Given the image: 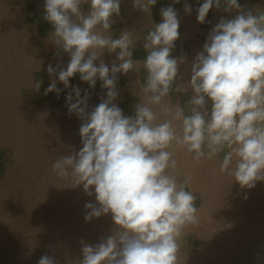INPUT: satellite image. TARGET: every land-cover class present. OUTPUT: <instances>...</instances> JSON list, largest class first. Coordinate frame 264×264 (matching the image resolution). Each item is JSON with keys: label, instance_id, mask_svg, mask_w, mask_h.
Masks as SVG:
<instances>
[{"label": "clouds", "instance_id": "1", "mask_svg": "<svg viewBox=\"0 0 264 264\" xmlns=\"http://www.w3.org/2000/svg\"><path fill=\"white\" fill-rule=\"evenodd\" d=\"M156 3L133 0V8L151 17ZM120 4L44 0L42 19L51 25L47 38L57 49L54 55L70 57L66 68H59L58 81L67 89L78 73L90 87L100 80L106 90V99L90 112L87 91L84 98L79 87L68 94L69 113L83 121L82 148L56 156L51 167L70 187L82 186L89 196L94 190L96 204H85L86 222L110 214L114 224L111 235L98 244L81 241L78 264H180L181 238L187 228L199 226L200 216L187 182L178 183L169 173L177 166L172 149L186 151L197 163L224 153L219 171L242 189L264 181V10L244 8L239 0H204L197 9L201 24L210 9L222 5L224 12L237 14L212 28L185 81L181 66L187 64L186 55L171 54L180 35L175 8H161L162 22H152L144 36L146 57L135 60L139 37L127 29L118 37L111 32ZM184 10L190 14L192 9L186 3ZM105 51L116 53L111 67L103 59ZM141 65L145 75L132 91L139 102L134 115L125 116L114 103L118 74L139 73ZM47 72L56 76L57 68L49 64ZM42 83L38 79L32 85L36 93ZM60 91L53 79L44 95ZM189 91L186 103L179 96L173 102L172 93ZM38 264L59 261L45 254Z\"/></svg>", "mask_w": 264, "mask_h": 264}, {"label": "bare ground", "instance_id": "2", "mask_svg": "<svg viewBox=\"0 0 264 264\" xmlns=\"http://www.w3.org/2000/svg\"><path fill=\"white\" fill-rule=\"evenodd\" d=\"M7 9V3H0V11L6 17ZM20 14L12 16V23L8 21L5 27L0 25V149L6 155L5 162L0 165V174L6 175L0 186V225H4L2 228L6 225L5 231L0 229L3 238L0 264H32L55 251L82 250L81 241L88 245L98 244L111 235L114 227L110 214L85 221L89 211L85 204H96L94 190L89 196L82 186L70 187L69 180L53 173L51 165L55 157L52 152L55 150L51 154L48 152L52 157L50 161L38 166L43 160L39 159L37 167L28 166V161H33L32 158L44 150L43 145L53 136L49 134L58 130L56 118L67 120L70 113L61 111L52 117L55 110L68 106L64 97L54 100L61 105L53 103L50 107L42 104L39 107L33 102L31 53L23 51L19 44L28 17ZM24 96L31 99L26 100ZM82 122L77 117L55 133L62 138L60 146L51 143L53 137L49 141L53 147H58L61 155L82 148L79 135ZM173 152L178 173H173V169H169V173L177 180L183 177L181 184L187 182V190L196 196L200 216L199 226L187 228L185 232L189 230V233L181 238V242H190L191 234L197 237L198 251L188 257V264H256L260 261L264 257V238L258 229L262 222L258 223L257 218L264 216V181L250 190L242 189L231 176L220 173L224 153L196 166L198 163L186 151L179 149L181 157H175V148ZM7 156L13 161L9 167ZM38 208L48 209L42 219L36 218L31 211Z\"/></svg>", "mask_w": 264, "mask_h": 264}, {"label": "crops", "instance_id": "3", "mask_svg": "<svg viewBox=\"0 0 264 264\" xmlns=\"http://www.w3.org/2000/svg\"><path fill=\"white\" fill-rule=\"evenodd\" d=\"M3 2L7 3L8 9L10 7H13L12 9L15 11L17 8L21 9V13H23L22 15H27L28 17L27 22L25 23V33L28 37V43L30 45L29 48L31 52L30 57L33 84L36 79L43 81L38 94L42 97V99L45 98V89L50 85L53 79L57 80V87L61 89L58 95L55 93L54 99L46 98L45 100L47 101L45 103H51L59 97L66 98L68 94L72 92L74 87H79L81 90V98H84L85 91H87L88 107L90 111L94 107L98 106L103 99H106V90L102 88V82L100 80H97L95 87L92 88L87 82L81 81L79 74L77 73L74 77L70 78L69 87L67 89H65L64 85L58 81L59 68H66L70 57L65 53H61L59 56L54 55L57 52V49L50 43V38H47V34L51 30V25L42 19L44 15V0H0V3ZM203 2L204 0H199V2L198 0H180L179 3H174L173 0H157V3L151 8L150 17L146 13L134 10L133 0H121L120 15L113 16L112 18V35L113 37H118L120 32L124 29L133 31L134 39L139 37V39L136 40V46L133 51V59L143 60L146 57V52L143 48L144 36L153 27L152 22L157 24L162 22V17L160 15L161 8L168 6L174 7L177 11L178 19L180 20V26L178 29L180 35L178 40L175 41V48L171 54L173 57L186 55L187 64L181 66V71L184 75V80L187 81L190 79L191 75V63L197 53L203 50V45L206 43L207 36L211 32L212 28L222 18L231 19L237 14L235 10L230 13L224 12L222 5L220 9H210L205 23L201 24L197 21V9ZM186 3L191 6L192 10L190 14L186 13L184 10ZM239 3L244 8L261 7L262 10H264V0H239ZM83 7L85 11L89 9L88 5H84ZM27 29L28 32H26ZM34 49H39V51L35 52ZM103 59L109 67H111L113 62H117L116 53H108L107 51H105ZM96 63L98 65L99 61ZM49 64H51L54 68H57L56 76H49L47 72ZM144 75L145 71L142 65L140 66L139 73L131 71L126 75L118 74V97L114 103L122 109L125 116L134 115V105L138 103L139 100L137 97L132 95V91L138 90V86L135 85V82L137 79H141L142 81ZM190 95V91L185 94L172 93L173 102H175L176 98L179 96L181 104H184L187 102Z\"/></svg>", "mask_w": 264, "mask_h": 264}, {"label": "rangeland", "instance_id": "4", "mask_svg": "<svg viewBox=\"0 0 264 264\" xmlns=\"http://www.w3.org/2000/svg\"><path fill=\"white\" fill-rule=\"evenodd\" d=\"M15 10H13V9H11V8H9V9H7V11H6V14H7V17H6V15H3L4 13H2V10L0 11V25L2 26V27H5L6 26V24H7V22L9 21L10 23H12L11 22V20L13 19V17L14 16H18V15H20V13L22 12V10L21 9H17L15 12H14ZM18 13V14H17ZM11 15V16H10ZM9 16V17H8ZM13 16V17H12ZM4 25V26H3ZM27 32H28V29H27ZM21 40H19V44H20V47L23 49V51H25V52H28V53H31L30 52V48H29V43H28V37H27V35H26V33H25V27H24V29H23V34H22V36H21V38H20ZM9 59H12L10 56H9ZM8 60V59H7ZM2 67H0V76H1V69ZM30 70H31V68H30ZM32 78H33V75H32ZM25 97V96H24ZM46 98H48V99H54L55 98V92H51V93H48L47 95H45V98H43L42 99V97L38 94V93H36V92H34V99L32 98V100H33V102L37 105V106H39V107H42L41 106V104L42 105H45L46 107H50V105L52 106L53 105V103L55 104V105H61V104H58L57 102H55V101H53V102H51V103H45L47 100H45ZM25 99L26 100H30L31 99V97L30 96H26L25 97ZM75 100V99H74ZM52 101V100H51ZM88 110H89V112H90V109H89V107H88ZM61 111H69V107L68 106H65V107H63V108H60L59 110H55V113H54V116L52 115V117L53 118H55V116H56V113L57 114H59V113H61ZM78 116L75 114V113H72V114H70L69 115V117L67 118V120H62L61 118H60V116L59 117H57L56 118V120H55V125H56V127L58 128V130L60 131L61 130V128H63V129H65V126L67 125V123L70 121H73L74 119H76ZM79 118V117H78ZM57 129H55V130H53L50 134H49V136L50 135H53V136H50L49 137V141L51 142L52 141V137H53V139H54V142L52 141L51 143L53 144H55L56 146H60L61 145V141H62V138H60L59 137V135L58 136H55L56 134H57V131H58ZM54 133V134H53ZM56 133V134H55ZM57 137V138H56ZM59 137V138H58ZM47 140H48V138H47ZM46 140V141H47ZM49 141H47L46 142V146L45 145H43V148H44V150H42V152L41 153H39V154H37V155H35L34 157H35V159H34V157L32 158L33 159V161L31 160V161H28V166H32V167H34V165L36 164H39L38 163V161H39V159H43L42 161H41V163L38 165V166H40L41 164H43V163H46V162H48V161H50L51 159L50 158H52V157H56V155L57 156H59V155H61V153H59V151H58V147H56V146H54L55 147V149H54V147H53V145L49 142ZM48 143H49V145H48ZM56 143H60V144H56ZM52 146H51V145ZM46 148H45V147ZM51 147H52V149H51ZM81 147V146H80ZM46 149V150H45ZM55 150V152H52V151H54ZM58 152H57V151ZM172 151H173V149H172ZM178 151H179V149H175V152H177V154H175V157H181L180 156V154L178 153ZM46 152H47V155H48V157H47V155L45 156V154H46ZM48 152L50 153V152H52L54 155L51 157V153L50 154H48ZM59 154V155H58ZM4 156H6L5 155V151L3 150V149H0V165L2 164L3 165V163L5 162V160H4ZM8 157V156H7ZM39 157V158H38ZM10 157H8V159H6V161L8 162V164H7V167H9L12 163H13V161H12V159L10 158ZM46 158V159H45ZM47 158L49 159V160H47ZM47 160V161H45V160ZM4 160V161H3ZM38 160V161H37ZM35 162V163H34ZM37 162V163H36ZM195 163H196V161H195ZM204 163V162H203ZM197 164V163H196ZM35 165V166H36ZM200 165H202V163L200 164V163H198L196 166H200ZM37 167V166H36ZM173 171V173H178L177 172V166H176V168L175 169H173L172 170ZM35 177H29V179H33V180H35L34 179ZM38 178V177H37ZM6 179V175L4 174V173H2V174H0V186L2 185V183H4L5 180ZM180 180V181H179ZM179 180H177L178 181V183L180 182V183H182L183 182V180H184V178L183 177H181L180 176V179ZM8 180H6V182H7ZM257 183H259V182H257ZM250 190V189H249ZM42 209L43 208H38L37 210L36 209H32L31 211H33V212H29L30 214H32V215H35L36 216V218H38V219H42V216L46 213L47 214V212H48V209H47V211H46V209H45V211H42ZM35 210V211H34ZM44 210V209H43ZM38 212V213H37ZM41 212V213H40ZM45 214V215H46ZM264 214V213H263ZM44 217V216H43ZM254 217H255V215H254ZM260 217H262V218H260ZM260 217H258L257 218V222L258 223H260L261 224V222H262V224H261V226H258V229H259V231H261V234L263 235V238H264V233H262V232H264V216H260ZM245 218H247V217H245ZM263 225V226H262ZM2 226L4 227V225L3 224H1L0 225V229L2 230V231H5L6 229V225H5V228H2ZM9 227H7V229H8ZM223 230H226L225 229V227H221ZM0 230V233L2 232ZM189 233V230H187L186 232H185V234H188ZM2 236H0V241H2ZM189 240H190V242L189 241H186V242H181V248H180V253H179V255H180V264H188V262H187V259H188V257L189 256H191V255H193L194 253H197V251H198V249H197V245H198V241H197V237L194 235V234H191L190 235V238H189ZM190 243V247H189V243ZM14 245H16V243H14ZM191 253V254H190ZM50 256H54L55 258H57L58 259V261H59V264H78V262H79V259H82V250L81 249H77V250H66V249H64V250H62V251H55V253H53V254H50ZM251 256H254V255H251ZM264 257H262V259L260 260V261H258L256 264H264ZM38 261H39V259H36V260H34L33 261V263L32 264H38ZM37 262V263H36Z\"/></svg>", "mask_w": 264, "mask_h": 264}]
</instances>
